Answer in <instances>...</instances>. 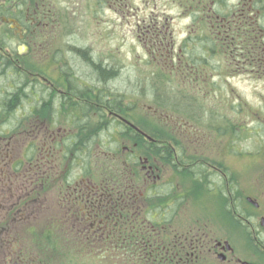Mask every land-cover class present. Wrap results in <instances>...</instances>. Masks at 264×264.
Masks as SVG:
<instances>
[{
    "label": "flooded vegetation",
    "instance_id": "obj_1",
    "mask_svg": "<svg viewBox=\"0 0 264 264\" xmlns=\"http://www.w3.org/2000/svg\"><path fill=\"white\" fill-rule=\"evenodd\" d=\"M53 8L0 0V264H49L20 240L25 232H41L60 256L113 264H264V178L252 179L254 194L242 192V121L229 123L214 103L237 76L264 86V0L187 7L191 30L167 54L176 72L187 70L191 97L173 112L130 107L126 87L114 85L127 65L64 49L69 30ZM203 48L218 66H197ZM28 119L33 155L20 160L13 140Z\"/></svg>",
    "mask_w": 264,
    "mask_h": 264
},
{
    "label": "rangeland",
    "instance_id": "obj_2",
    "mask_svg": "<svg viewBox=\"0 0 264 264\" xmlns=\"http://www.w3.org/2000/svg\"><path fill=\"white\" fill-rule=\"evenodd\" d=\"M51 2L56 7L53 8L56 21L69 30V36L64 37L65 42L62 45L64 49L65 47L67 49L86 48L90 50L91 55H101V57L107 54L112 57L114 68L117 67L120 70L122 69L121 64L127 65L125 72L119 73L121 76L114 85L118 89H121L122 86L126 87L124 92L128 97L130 107L142 104H145L146 108L153 106L159 101L162 102L159 97L161 98V94L167 93L169 90L171 91L170 95H166L168 101L164 104L162 102V105H166L168 111L171 112L180 111L179 109L182 110L185 107L175 104L179 103L178 101L186 103L191 97L185 73L175 71L179 63H169L171 58L168 57V54L171 52L169 45L171 41H174L173 47L177 51L191 30L193 18L190 12H194V10L189 9L188 12V1L51 0ZM157 23L160 27L158 33L160 37L159 40H153V33L149 31H153ZM62 32L65 33L64 29ZM165 37L167 42H165V46H162V49L167 52H162L165 57H159L155 53L158 49L156 46H159L160 49V41ZM154 41L158 43H152ZM166 44L168 45L166 46ZM29 59L31 57L25 60ZM182 59L185 61L183 57ZM37 64L38 69H41V63L37 62ZM214 64L218 66L219 62L214 61ZM18 79L17 77V85H19ZM201 85H203V81ZM227 85L228 89L223 91L219 100H214V103L215 107L220 106V112L223 111L226 117H229L227 120L229 123H232L235 118H241L242 131L239 133V139L243 154L241 163L242 192L254 194L252 179L258 176L264 178V150L262 148V144H264V126L262 125L264 123L261 121L264 119V86H255L249 79L238 76L230 79ZM210 92L213 91L210 90ZM213 94L215 93H212L211 96ZM215 96L217 95L215 94ZM236 102H240L241 105L238 108L239 113L233 110V104ZM28 109L29 106H27V112ZM41 114L42 110L39 111V115ZM37 118L43 120V115ZM28 121L23 123L18 128L19 132L14 135L16 140H13V146H15L13 150H16L20 160L25 159L28 154L29 156L33 155L30 152L33 142L24 141L28 137L24 133L28 131V126L34 122L33 119H28ZM17 122V119L13 117V131L17 127ZM2 131L5 130L2 129ZM36 144L38 146L39 142ZM33 150L35 149L33 148ZM246 152L253 153L256 158L252 160V156H245ZM23 154L24 157H22ZM18 203L21 204V202ZM185 209L186 205L184 204L179 210L178 218L182 214H186ZM7 235L8 232H3V240ZM20 240L29 249L31 248L39 255L44 256L49 264H62V260L66 264L115 263L108 259L101 261L98 256L90 253L77 252L60 256V253H55L50 248L48 251L47 244L52 245V241L48 239L49 243H47L41 232L38 235L25 232L21 235Z\"/></svg>",
    "mask_w": 264,
    "mask_h": 264
},
{
    "label": "trees",
    "instance_id": "obj_3",
    "mask_svg": "<svg viewBox=\"0 0 264 264\" xmlns=\"http://www.w3.org/2000/svg\"><path fill=\"white\" fill-rule=\"evenodd\" d=\"M182 1H184V2L188 1V5H187L188 8L190 6L198 5L199 4V0H194V1L193 0H182ZM208 1L210 3L212 0H208ZM213 48H215V47L213 46ZM185 49H186V47H185ZM198 53H204V54H202L203 57L201 56L204 59L203 60H201V59H195L194 61L197 64V66L198 67L203 66V67H206V69L213 68L214 61H212V57L211 56L209 57V55H211L214 52L212 50L210 52H208V51L205 50V48H203V49H200V51H198ZM207 57H209V58H207ZM185 75H187V70H185ZM170 92L171 91L169 90L167 93H162L161 94L162 97L161 98L159 97V99L163 102V104H164V102H167L168 101L166 95H170ZM155 96H157V95H155ZM162 102L159 101L158 103H155V104L157 106H159V107L162 106V107H165L166 108L167 106L166 105H162Z\"/></svg>",
    "mask_w": 264,
    "mask_h": 264
},
{
    "label": "bare ground",
    "instance_id": "obj_4",
    "mask_svg": "<svg viewBox=\"0 0 264 264\" xmlns=\"http://www.w3.org/2000/svg\"><path fill=\"white\" fill-rule=\"evenodd\" d=\"M83 69H85L84 68V64H83ZM19 84H22V81H21V78L19 77ZM80 97H83V94L82 93H80Z\"/></svg>",
    "mask_w": 264,
    "mask_h": 264
}]
</instances>
